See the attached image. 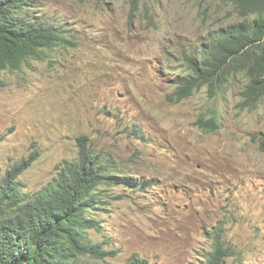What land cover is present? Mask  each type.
Instances as JSON below:
<instances>
[{
  "label": "rangeland",
  "instance_id": "1",
  "mask_svg": "<svg viewBox=\"0 0 264 264\" xmlns=\"http://www.w3.org/2000/svg\"><path fill=\"white\" fill-rule=\"evenodd\" d=\"M30 3L75 44L0 69V177L38 151L17 178L23 194L38 192L87 134L133 180L101 186L88 213L100 223L89 239L116 253L106 261L208 264L224 225L226 264H264V97L249 104L237 74L217 93L167 99L182 54L236 18L231 3L139 0L134 14L131 0ZM213 115L219 129L204 131L198 119Z\"/></svg>",
  "mask_w": 264,
  "mask_h": 264
},
{
  "label": "trees",
  "instance_id": "2",
  "mask_svg": "<svg viewBox=\"0 0 264 264\" xmlns=\"http://www.w3.org/2000/svg\"><path fill=\"white\" fill-rule=\"evenodd\" d=\"M219 1L231 3L236 18L209 30L182 54L185 66L173 79L175 88L167 95L169 101L181 102L203 86L217 93L237 74L246 77L244 96L249 104L264 97V0ZM131 3L134 14L139 0ZM66 43L75 44L48 16L35 11L30 0H0V69L19 70L31 58H40L46 50ZM197 123L204 131L219 129L215 115L200 117ZM77 141L75 160L65 162L38 192L23 194L17 181L37 160L38 151L0 177V264H112L106 258L116 253L93 243L87 235V229L100 228L99 221L88 213L101 201V186L133 180L114 174L110 160L91 149L87 134ZM224 231V225L216 228L208 264H226L231 255ZM122 264L158 263L136 258ZM233 264L244 263L236 260Z\"/></svg>",
  "mask_w": 264,
  "mask_h": 264
},
{
  "label": "bare ground",
  "instance_id": "3",
  "mask_svg": "<svg viewBox=\"0 0 264 264\" xmlns=\"http://www.w3.org/2000/svg\"><path fill=\"white\" fill-rule=\"evenodd\" d=\"M247 88V85H246V87H245V89ZM73 243V242H72ZM80 250V249H79Z\"/></svg>",
  "mask_w": 264,
  "mask_h": 264
},
{
  "label": "clouds",
  "instance_id": "4",
  "mask_svg": "<svg viewBox=\"0 0 264 264\" xmlns=\"http://www.w3.org/2000/svg\"><path fill=\"white\" fill-rule=\"evenodd\" d=\"M226 88V87H225Z\"/></svg>",
  "mask_w": 264,
  "mask_h": 264
}]
</instances>
